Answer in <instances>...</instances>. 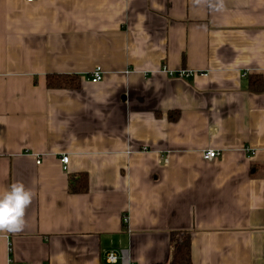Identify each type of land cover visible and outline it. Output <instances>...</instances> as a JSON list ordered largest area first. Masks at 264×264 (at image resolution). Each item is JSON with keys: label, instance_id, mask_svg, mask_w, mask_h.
I'll return each mask as SVG.
<instances>
[{"label": "crops", "instance_id": "0c3cea01", "mask_svg": "<svg viewBox=\"0 0 264 264\" xmlns=\"http://www.w3.org/2000/svg\"><path fill=\"white\" fill-rule=\"evenodd\" d=\"M14 182L36 195L0 264H169L177 232L192 264H264V0H0V192Z\"/></svg>", "mask_w": 264, "mask_h": 264}, {"label": "clouds", "instance_id": "9594fccd", "mask_svg": "<svg viewBox=\"0 0 264 264\" xmlns=\"http://www.w3.org/2000/svg\"><path fill=\"white\" fill-rule=\"evenodd\" d=\"M35 192L23 182H14L0 192V232L17 234L26 227V212Z\"/></svg>", "mask_w": 264, "mask_h": 264}, {"label": "trees", "instance_id": "16d2710c", "mask_svg": "<svg viewBox=\"0 0 264 264\" xmlns=\"http://www.w3.org/2000/svg\"><path fill=\"white\" fill-rule=\"evenodd\" d=\"M47 85L49 87H74L81 85V79L78 76H53L49 75L47 78ZM71 180V190L76 192L88 190V178L86 175H80L78 178ZM173 242V256L169 264H192L191 260V242L190 235L186 232H177L172 237Z\"/></svg>", "mask_w": 264, "mask_h": 264}, {"label": "built area", "instance_id": "2783aa9c", "mask_svg": "<svg viewBox=\"0 0 264 264\" xmlns=\"http://www.w3.org/2000/svg\"><path fill=\"white\" fill-rule=\"evenodd\" d=\"M28 1H33V0H28ZM171 74H174V73L171 72ZM177 75L180 77H188V76H190V72L187 70H179L177 72ZM102 79H103V69L101 66H98L91 73L90 80L93 83H97V82H100ZM220 154L221 153L218 150L208 149V150L203 151L202 156L205 160L210 161V160H213V159L217 158L218 156H220ZM40 162H41V160L39 159L37 161V163H40ZM61 162L63 163V169L67 170V165L69 162V156L68 155L62 156ZM106 258H107V261L112 263V264H132L129 252L127 250H124V249L120 250L119 253H116L114 251L108 252Z\"/></svg>", "mask_w": 264, "mask_h": 264}]
</instances>
